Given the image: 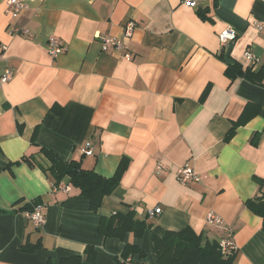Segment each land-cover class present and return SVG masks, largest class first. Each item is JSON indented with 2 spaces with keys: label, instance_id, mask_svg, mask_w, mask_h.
I'll return each mask as SVG.
<instances>
[{
  "label": "crops",
  "instance_id": "0c3cea01",
  "mask_svg": "<svg viewBox=\"0 0 264 264\" xmlns=\"http://www.w3.org/2000/svg\"><path fill=\"white\" fill-rule=\"evenodd\" d=\"M7 1L0 0V77L5 70L13 77L0 84V264H156L154 229L190 227L202 244L226 236L206 223L208 213L230 230L233 264H264L262 219L246 207L264 195V87L225 74L227 63L247 68V53L264 61V0H193L194 7L185 0H20L27 8L17 18ZM129 21L135 28L126 40ZM225 29L236 39L222 46ZM50 37L64 47L56 58ZM103 37L126 49L103 50ZM39 147L106 178L123 158L129 163L94 213L67 178L56 187L39 167L15 164L32 156L49 166ZM186 163L199 182H178ZM36 205L46 216L39 229L25 218ZM127 211L151 226L142 238L98 232L101 217ZM128 242L146 258L123 260Z\"/></svg>",
  "mask_w": 264,
  "mask_h": 264
},
{
  "label": "trees",
  "instance_id": "16d2710c",
  "mask_svg": "<svg viewBox=\"0 0 264 264\" xmlns=\"http://www.w3.org/2000/svg\"><path fill=\"white\" fill-rule=\"evenodd\" d=\"M203 14L198 13L202 19H205ZM225 74L229 79L240 77L249 83L264 87V61L256 68L250 65L247 68H242L238 63H227ZM244 122L234 124L226 134L225 140H230L235 129ZM32 144L35 143L32 141ZM38 152L43 155L49 166L35 164V161L32 160L35 158L32 156H24L15 164L26 163L30 167H39L46 176L50 177L53 186L56 187H59L62 180L67 178L69 185L77 191V194L89 202V209L94 213L101 207L103 199L111 195L118 187L129 163L128 158H123L114 175L106 178L98 175L93 170H85L82 168L80 161L62 160L51 150L44 147H39ZM246 207L251 213L262 219L264 229V195L248 200ZM147 230H151V226L144 220L136 219L132 211L116 213L108 218L101 217L98 225V232L105 238H114L121 241L127 235L131 236L133 240L140 239ZM38 246L39 244L31 245L29 248L25 246L24 250L32 252ZM152 250L156 264H233L235 254L223 257L218 242L207 241L202 244L201 235L196 234L190 227L178 232L154 229L152 231ZM135 255H138L141 259L146 258L145 253L136 245H133V242H128L124 247L121 258L126 260ZM75 261L77 263L78 259H75Z\"/></svg>",
  "mask_w": 264,
  "mask_h": 264
},
{
  "label": "built area",
  "instance_id": "2783aa9c",
  "mask_svg": "<svg viewBox=\"0 0 264 264\" xmlns=\"http://www.w3.org/2000/svg\"><path fill=\"white\" fill-rule=\"evenodd\" d=\"M184 4L188 7H194L195 2L193 0H185ZM27 8V5L20 0H8L7 1V12L12 18H17L18 15L23 12ZM135 25L132 21H129L124 28V38L129 40L132 38L134 33ZM15 34H21L22 36L28 37V31H20L15 30ZM236 39L235 31L231 29H225L218 34V40L222 46L228 45L229 43L234 42ZM101 46L103 50L113 49L115 51L126 49V45L124 41L119 38L114 37H103L101 38ZM48 50L51 58H56L58 55L64 52V47L61 45L60 41L54 37H50L48 39ZM126 59H130L128 54L125 55ZM246 58L248 59L249 65L256 68L259 66V59L251 53L246 54ZM13 77V73L11 70H5L0 77V84L6 83L10 81ZM83 155L89 156L92 154V148L89 143L84 145L82 150ZM176 177L178 182L181 185H187L190 182H199L200 177L197 175L191 164L186 163L181 168L177 170ZM161 211L160 208H156L154 210H149L147 212V216L152 218L155 214H159ZM25 218L30 221L35 228H42L46 223V216L42 212V208L40 205H36L33 207L32 211L25 213ZM205 221L209 225H216L221 228L226 234L218 243L219 250L223 257H228L234 254L237 250L235 243L233 242L231 236L229 235L230 230L226 227L221 219L216 217L212 213H208L205 217Z\"/></svg>",
  "mask_w": 264,
  "mask_h": 264
}]
</instances>
